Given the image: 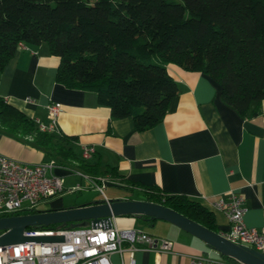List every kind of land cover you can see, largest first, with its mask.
Instances as JSON below:
<instances>
[{
  "label": "trees",
  "instance_id": "obj_1",
  "mask_svg": "<svg viewBox=\"0 0 264 264\" xmlns=\"http://www.w3.org/2000/svg\"><path fill=\"white\" fill-rule=\"evenodd\" d=\"M42 43L60 58L57 82L96 92L112 118L131 117L138 131L162 122L179 92L168 63L212 77L242 116L264 99V0H0V69L21 44ZM0 126L32 135L60 165L81 169L99 185V178H120L116 167L77 156L75 137L39 130L1 94ZM140 189V199L219 232L213 212L199 201L159 186Z\"/></svg>",
  "mask_w": 264,
  "mask_h": 264
},
{
  "label": "crops",
  "instance_id": "obj_2",
  "mask_svg": "<svg viewBox=\"0 0 264 264\" xmlns=\"http://www.w3.org/2000/svg\"><path fill=\"white\" fill-rule=\"evenodd\" d=\"M25 46L27 49H20L0 69V94L28 117L42 122L48 121V105L61 102L58 126L61 135L76 138V155L82 157L85 146L94 147L95 153L88 160L101 162L102 169L116 167L120 178L128 182L99 179L135 195L117 198L106 194L107 199L138 200L141 187L159 186L202 203L213 212L222 232L229 229V218L214 203L233 190L245 199L246 225L264 226V99L253 104L252 115L242 116L223 100L221 86L212 77L168 63L179 92L162 122L138 131L131 117L112 118L111 109L99 103L96 92L69 89L57 82L60 58L46 43ZM30 136L12 134L0 126V153L31 164L56 160L53 172L64 178V190L42 201H51L49 209L85 206L104 199L94 194L75 196L86 186L98 192L96 181L77 167L60 165ZM130 183L140 188L131 190L127 187ZM76 186L79 189L70 191ZM116 222L174 241L171 252L137 251L138 264H190L192 255L226 258L202 239L165 220L149 223L127 216L122 221L116 218ZM144 225L154 227L155 233Z\"/></svg>",
  "mask_w": 264,
  "mask_h": 264
},
{
  "label": "built area",
  "instance_id": "obj_3",
  "mask_svg": "<svg viewBox=\"0 0 264 264\" xmlns=\"http://www.w3.org/2000/svg\"><path fill=\"white\" fill-rule=\"evenodd\" d=\"M25 48V44L20 45V49ZM61 110V102L50 103L48 121L35 120L39 130L60 135L58 116ZM94 153V147L85 146L82 157L89 159ZM56 166L55 159L31 164L0 153V215L35 212L42 201L61 193L64 178L54 174ZM101 181V185H95L105 195L104 186L108 182L105 179ZM77 189L79 186L70 191ZM214 205L229 218V229L220 232L223 237L264 253V226L258 229L246 225L247 206L241 194L231 190L218 197ZM25 235L62 236L63 240L0 245V264H138L135 259L137 251L165 253L171 252L174 247L172 239L155 236L141 228H120L116 217L112 218L110 227L99 221L95 225L90 222L81 227H70L68 224L48 229L28 228ZM190 264L242 263L227 258L192 255Z\"/></svg>",
  "mask_w": 264,
  "mask_h": 264
},
{
  "label": "water",
  "instance_id": "obj_4",
  "mask_svg": "<svg viewBox=\"0 0 264 264\" xmlns=\"http://www.w3.org/2000/svg\"><path fill=\"white\" fill-rule=\"evenodd\" d=\"M118 216H136L148 220H165L208 243L213 249L225 257L232 258L242 264H264V253L246 245L231 242L216 232L189 219L179 212L163 205L143 199H111L97 200L93 204L68 208L39 210L32 213L0 217V245L21 242H53L63 240L62 236H28L25 231L31 227L60 226L81 227L90 222L95 225L103 221L112 226V218Z\"/></svg>",
  "mask_w": 264,
  "mask_h": 264
},
{
  "label": "rangeland",
  "instance_id": "obj_5",
  "mask_svg": "<svg viewBox=\"0 0 264 264\" xmlns=\"http://www.w3.org/2000/svg\"><path fill=\"white\" fill-rule=\"evenodd\" d=\"M104 193H105V195L107 194V195H111V196L117 197V198H122V197H126V196H130V197L135 196L133 193L126 191L124 188L117 186L114 183H111L109 185L104 186ZM93 194L99 196V198H105V195L103 193H101L100 191L92 192V189L87 188V186H86V188L84 187L83 191L80 194H75V196L78 195V198H80L82 196L88 197L89 195H93ZM51 205H52L51 201L43 202V203L41 202L40 204H38L37 210L49 209L51 207ZM116 218L122 221V220L127 219V216H118ZM140 225L142 226V224H140ZM118 226L120 228H125L124 223H122V222H119ZM143 227H145L147 230L155 233L154 227L150 228V227H147L146 225H144Z\"/></svg>",
  "mask_w": 264,
  "mask_h": 264
}]
</instances>
